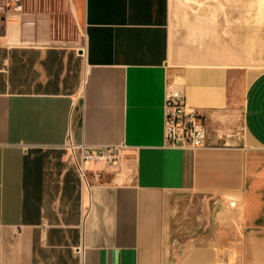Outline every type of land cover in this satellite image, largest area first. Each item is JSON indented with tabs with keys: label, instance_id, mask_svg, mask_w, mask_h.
<instances>
[{
	"label": "crops",
	"instance_id": "0c3cea01",
	"mask_svg": "<svg viewBox=\"0 0 264 264\" xmlns=\"http://www.w3.org/2000/svg\"><path fill=\"white\" fill-rule=\"evenodd\" d=\"M57 5L79 40L57 37L35 4L0 15V264H264V0ZM168 87L204 116L208 147L164 145ZM69 138L77 159H112L84 163L88 186ZM179 192L230 197L237 260L211 242L174 253L167 198Z\"/></svg>",
	"mask_w": 264,
	"mask_h": 264
},
{
	"label": "rangeland",
	"instance_id": "374dc122",
	"mask_svg": "<svg viewBox=\"0 0 264 264\" xmlns=\"http://www.w3.org/2000/svg\"><path fill=\"white\" fill-rule=\"evenodd\" d=\"M31 1V0H30ZM37 2L41 11L54 13L56 16L55 34L69 40H79L80 34L76 25L69 27V22L61 21L58 13V2L62 0H32ZM60 17V18H59ZM64 21V19H63ZM61 33L63 35H61ZM76 34L78 36H76ZM242 74L231 78L230 106L235 120V136L243 137L240 111L242 100ZM112 155V153H111ZM104 162H111L105 154ZM226 199L230 197L226 196ZM220 194L211 193H173L167 198V222L169 226V243L174 253H180L186 243H214L223 252L233 255V260L240 256L242 233L238 223V213ZM231 200V199H230Z\"/></svg>",
	"mask_w": 264,
	"mask_h": 264
},
{
	"label": "built area",
	"instance_id": "2783aa9c",
	"mask_svg": "<svg viewBox=\"0 0 264 264\" xmlns=\"http://www.w3.org/2000/svg\"><path fill=\"white\" fill-rule=\"evenodd\" d=\"M63 1L67 0H62V2ZM34 4L37 5V2L32 0H0V15L5 16L8 13H26L29 12ZM61 35L63 34L61 33ZM57 37H60V35L58 34ZM163 141L165 146L173 148L189 147L198 149L209 146L207 144L204 116L196 108L187 105L183 93L179 89L173 87H168L164 94ZM65 148L75 162L82 183L88 186L89 182L84 163L90 159L103 158L105 155L102 152L95 151L84 153L83 148H81L80 158L77 159L75 152L78 146L74 145L70 138L66 141ZM218 264L234 263L219 262Z\"/></svg>",
	"mask_w": 264,
	"mask_h": 264
},
{
	"label": "bare ground",
	"instance_id": "6f19581e",
	"mask_svg": "<svg viewBox=\"0 0 264 264\" xmlns=\"http://www.w3.org/2000/svg\"><path fill=\"white\" fill-rule=\"evenodd\" d=\"M235 199V198H234ZM234 202V201H233Z\"/></svg>",
	"mask_w": 264,
	"mask_h": 264
}]
</instances>
